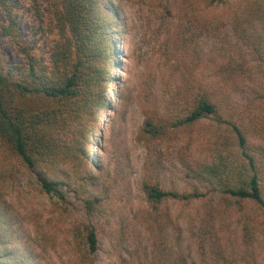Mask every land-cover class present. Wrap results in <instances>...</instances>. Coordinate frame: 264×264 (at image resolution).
Wrapping results in <instances>:
<instances>
[{
	"label": "trees",
	"instance_id": "obj_1",
	"mask_svg": "<svg viewBox=\"0 0 264 264\" xmlns=\"http://www.w3.org/2000/svg\"><path fill=\"white\" fill-rule=\"evenodd\" d=\"M140 1L168 34L144 71L150 110L138 130L146 178L137 191L127 141L114 165L100 154V120L117 143L133 104L126 80L114 76L122 70L121 0H45L56 35L48 61L21 37L14 5L0 0V34L25 61L6 68L0 51V264H35L57 239L37 224L43 216L22 214L8 198L21 179L49 199L70 264H95L100 242L94 227L60 232L74 207L114 217L111 244L121 264H264V0ZM211 64L221 76L212 96L204 86ZM231 87L241 88L247 120ZM177 173L182 185L165 187L161 181ZM141 194L146 209L136 202ZM24 222L35 232L23 233ZM185 233L192 246L183 247Z\"/></svg>",
	"mask_w": 264,
	"mask_h": 264
},
{
	"label": "rangeland",
	"instance_id": "obj_2",
	"mask_svg": "<svg viewBox=\"0 0 264 264\" xmlns=\"http://www.w3.org/2000/svg\"><path fill=\"white\" fill-rule=\"evenodd\" d=\"M14 5L13 15L16 20L20 35L23 40L32 46L35 54L48 61L50 48L53 41L56 39L55 32H53L48 24L45 13L46 2L45 0H9ZM36 5L37 9L34 7ZM148 8L143 5L140 0H121V13L119 20L123 24V30L117 31V57L120 60L122 67L118 71L117 67L114 68L115 78L126 80L124 88H128L133 93V104L126 117L124 126H118L115 133L118 134L120 140L116 143V138H110V126L103 124L100 120V128L103 129L104 143L100 145L98 140L94 139V145H100L101 156L105 163L114 165L117 160V153L120 142H126L128 149L132 154L133 161V183L137 191L140 190L143 178L145 179V154L146 151L143 144L138 141V130L143 123V117L147 110H150V96L148 86L145 85L144 71L151 64L155 63L160 58L161 50L164 49L166 44V37L168 30L166 27H157L156 22L150 17ZM151 18V19H150ZM0 21L6 22V16L0 9ZM169 29V28H168ZM0 51L3 53L4 64L3 66L22 68L25 66V61L22 54L16 47L11 45L9 41L0 34ZM212 65V64H211ZM213 67V68H212ZM209 70L205 72V90L212 96L219 91L221 76L216 73L217 68L212 65ZM125 71V73H124ZM200 71V70H199ZM198 71V73H199ZM14 73L16 71L13 70ZM122 83V82H121ZM230 94L232 96V104L237 108L239 114L244 120L248 119V112L241 108L242 92L241 88L231 87ZM225 91V90H224ZM110 92H113V87ZM226 94L227 91H226ZM114 99V97H112ZM211 124L210 122H202L196 129L195 135L206 130V127ZM95 135V134H94ZM186 136H181L183 141ZM111 140L115 141L112 145ZM118 144V145H117ZM120 150V149H119ZM177 168H180L176 164ZM178 174V173H177ZM180 175H172L165 181V187H168L170 182L173 181L176 185H182ZM148 178H150L148 176ZM12 200L14 207L22 214L30 213L31 210L35 211L33 214L43 216L42 220L38 219V225L43 228V233H50V236L57 239L55 243L49 244L46 247V252L41 255L42 259L38 260L35 264H70V254L66 246H62V234L58 232V236H54V224L56 217H52L50 213L49 199L41 194L36 186L26 179H21L15 187L13 193L8 197ZM136 202L143 208H147L145 198L141 194L137 197ZM78 204V203H76ZM164 207V206H162ZM176 214L184 211L183 208L172 207ZM188 213L185 211L183 216L188 218ZM36 216V215H34ZM191 216V215H190ZM51 218L53 222L50 227H45V221ZM116 220L110 213L101 216L83 211L80 207H74L66 219H61L60 232L65 227L72 225H86L94 227L99 235V249L96 256L95 264H121L118 259L116 248L111 244L110 232L115 227ZM36 223V222H35ZM23 233H34L35 224L24 222ZM192 236L185 233L183 239V247L188 245L192 246ZM168 243L174 249L173 240L168 239Z\"/></svg>",
	"mask_w": 264,
	"mask_h": 264
}]
</instances>
